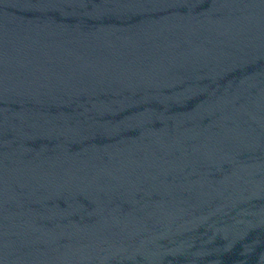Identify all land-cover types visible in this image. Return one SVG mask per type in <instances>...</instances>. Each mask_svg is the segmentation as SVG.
<instances>
[{
  "label": "water",
  "instance_id": "95a60500",
  "mask_svg": "<svg viewBox=\"0 0 264 264\" xmlns=\"http://www.w3.org/2000/svg\"><path fill=\"white\" fill-rule=\"evenodd\" d=\"M0 264H264V0H0Z\"/></svg>",
  "mask_w": 264,
  "mask_h": 264
}]
</instances>
